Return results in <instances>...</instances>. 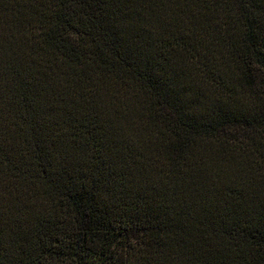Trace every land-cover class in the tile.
Here are the masks:
<instances>
[{
  "label": "trees",
  "instance_id": "obj_1",
  "mask_svg": "<svg viewBox=\"0 0 264 264\" xmlns=\"http://www.w3.org/2000/svg\"><path fill=\"white\" fill-rule=\"evenodd\" d=\"M0 264H264V0H0Z\"/></svg>",
  "mask_w": 264,
  "mask_h": 264
}]
</instances>
